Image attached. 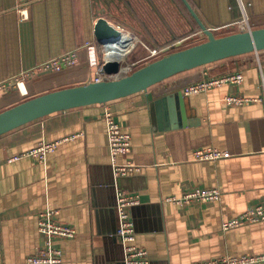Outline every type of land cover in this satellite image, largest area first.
I'll return each instance as SVG.
<instances>
[{"label": "crops", "instance_id": "obj_1", "mask_svg": "<svg viewBox=\"0 0 264 264\" xmlns=\"http://www.w3.org/2000/svg\"><path fill=\"white\" fill-rule=\"evenodd\" d=\"M244 14L263 26L264 0H0V111L94 81L108 60L95 36L100 17L132 40L112 46L109 56L121 55L135 69L162 55L152 57L154 49L202 39L198 19L221 36L233 32L230 26ZM70 51L78 54L75 65L37 73L17 86L5 83ZM234 72L242 73L241 83L183 93L194 81ZM230 95L251 100L231 105L225 100ZM106 106L131 135V151L118 161L140 165L137 173L114 175ZM57 141L44 163L24 156L40 142ZM206 147L229 155L195 160L194 151ZM196 187L217 188L221 199L185 205L167 200ZM119 190L139 196L129 209L136 232L130 244L146 251L143 264L264 254V220L222 227L264 204V50L182 72L106 104L56 112L1 135L0 264H25L36 254L45 242L38 220L46 209L57 210V220L76 230L73 238L54 239L62 264H126L117 235Z\"/></svg>", "mask_w": 264, "mask_h": 264}, {"label": "built area", "instance_id": "obj_2", "mask_svg": "<svg viewBox=\"0 0 264 264\" xmlns=\"http://www.w3.org/2000/svg\"><path fill=\"white\" fill-rule=\"evenodd\" d=\"M23 4L31 3L34 0H20ZM234 26L237 31L246 32L251 30L250 18L248 15L244 16L236 21ZM130 37L126 34H122V40L126 41ZM120 41V42H121ZM119 43V42H118ZM118 43L103 45L108 59H117L120 61V71L116 74H106L102 68L98 69L94 81L100 82L103 80H110L125 76L131 71V65L124 64L121 55L109 56V50L112 46ZM170 46L161 48L159 50H152L151 56L155 57L159 54H164ZM94 49L92 46L90 47ZM262 51V50H260ZM93 52V51H92ZM259 52V51H256ZM94 55V54H93ZM123 57V56H122ZM78 61V54L76 51H70L64 53L54 59H50L41 64L32 67L31 69L22 71L14 79L6 81L9 87L14 83L16 86L26 78L31 77L40 72L47 71H60L63 66L75 65ZM206 66V65H204ZM203 75L208 71L204 70ZM243 75L241 72H234L222 75L220 77L203 78L192 84L184 87L183 93L187 96L205 92L211 88L223 85L226 82L230 83H241ZM2 83V86L6 84ZM225 100L231 105H242L250 98L238 97V96H226ZM106 104V103H105ZM104 120L106 123L108 146L111 157L112 169L115 177L126 176L132 173H137L141 170L140 165H137L131 161L120 163L118 157L120 155H127L132 148L131 135L126 132L122 126L116 121L113 111L109 106H106L104 112ZM60 142H40L36 147L27 151L24 156H30L37 159L40 163L46 161L48 153L54 151ZM229 154L226 151L219 150L214 147L198 148L194 151V159L197 161L202 160H217L222 157H226ZM19 157H14L18 159ZM221 199V191L217 188H191L185 191L179 197H170L168 201H172L179 205L192 204L198 202H214ZM139 203V196L130 193L125 190H119L116 194V212L118 218V229L117 235L121 239L126 264H143L147 263V253L145 250L140 249L134 244H130L135 240V225L130 217L129 209ZM58 211L55 209H46L39 215L38 229L45 238L44 244L38 249L36 254L31 255L25 262V264H62V251L54 245V239L57 237L61 238H73L76 234V230L68 225L61 223L57 220L56 216ZM264 220V204L256 205L248 208L238 217L226 221L223 223V230L239 227L247 223H254L257 221ZM193 264H264V254L259 255H239V256H221L208 260L197 261Z\"/></svg>", "mask_w": 264, "mask_h": 264}, {"label": "water", "instance_id": "obj_3", "mask_svg": "<svg viewBox=\"0 0 264 264\" xmlns=\"http://www.w3.org/2000/svg\"><path fill=\"white\" fill-rule=\"evenodd\" d=\"M190 10L194 14L191 8ZM198 21L202 32L201 37L205 38L202 42L185 47L187 41H177L160 57L136 67L131 73L120 78L64 87L36 95L0 111V136L56 112L108 103L147 91L150 87L182 72L264 50V26L258 27L251 19L250 31H233L221 36L205 26L199 19ZM230 27L235 29L234 25ZM95 36L102 45L118 43L122 40L121 31L103 17L96 22ZM120 67L119 60L108 59L102 70L106 74H116L120 71ZM168 92L164 91L162 95Z\"/></svg>", "mask_w": 264, "mask_h": 264}, {"label": "rangeland", "instance_id": "obj_4", "mask_svg": "<svg viewBox=\"0 0 264 264\" xmlns=\"http://www.w3.org/2000/svg\"><path fill=\"white\" fill-rule=\"evenodd\" d=\"M259 26H262V25H259ZM264 26V25H263ZM234 31H237V28L235 27V30ZM205 40V38H202V39H192V40H189V41H187L186 42V44L184 45L185 47H187V46H191V45H194V44H197V43H199V42H202V41H204ZM141 66V65H140ZM139 66V67H140ZM136 69V68H135ZM135 69H132L131 71H128L127 73H131L133 70H135Z\"/></svg>", "mask_w": 264, "mask_h": 264}]
</instances>
